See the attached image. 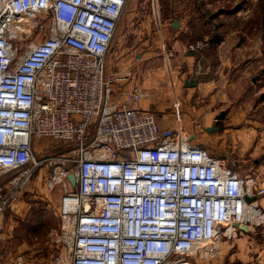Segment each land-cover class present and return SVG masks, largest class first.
I'll use <instances>...</instances> for the list:
<instances>
[{"label": "built area", "instance_id": "1", "mask_svg": "<svg viewBox=\"0 0 264 264\" xmlns=\"http://www.w3.org/2000/svg\"><path fill=\"white\" fill-rule=\"evenodd\" d=\"M126 3L0 0V223L10 184L42 166L64 177L52 264H194L243 233L235 223H264L247 216L264 214L258 174L160 124L140 106L150 93L109 70ZM0 264L22 262L0 243Z\"/></svg>", "mask_w": 264, "mask_h": 264}, {"label": "rangeland", "instance_id": "2", "mask_svg": "<svg viewBox=\"0 0 264 264\" xmlns=\"http://www.w3.org/2000/svg\"><path fill=\"white\" fill-rule=\"evenodd\" d=\"M174 20L177 28L172 26ZM194 42L202 46L190 49ZM185 57L191 61L187 63ZM107 62L117 76L128 75L120 87L135 85L150 93L143 108L154 111L157 119L165 121L164 126L202 133V141H197L209 152L225 162L236 160V169L258 174L264 187V150L255 157L233 158L220 145L209 147L207 131H199L203 126L194 122V113L191 115L192 110L207 106L210 95L222 86L231 99L250 95L251 104L260 99L264 92V0H127ZM191 76L212 84L201 91H189L185 101L172 100L175 90H183L184 98L183 80ZM182 103L189 105L184 108V123ZM257 112L250 142L264 149V102ZM19 175V171L8 172L1 182ZM69 188L64 177L44 166L36 168L25 184H10L14 199L0 223V243L10 263L52 264L59 252L57 208L61 194ZM257 202L264 213V194ZM193 262L264 264V223L223 241L219 255L198 257Z\"/></svg>", "mask_w": 264, "mask_h": 264}, {"label": "crops", "instance_id": "3", "mask_svg": "<svg viewBox=\"0 0 264 264\" xmlns=\"http://www.w3.org/2000/svg\"><path fill=\"white\" fill-rule=\"evenodd\" d=\"M188 56L189 55H187L186 57ZM186 57L185 59L187 63L191 61L190 57H188L190 59ZM196 79L198 82L196 86L190 88L183 86V89H185V91L187 90V93L184 98H182L184 95V93H182L183 90H180V92L179 90H175L174 93L176 96L171 95V99H177V101H179V99L181 98V100L184 99L185 101L188 99V93H190L189 91H201L202 89H206L209 84H212V81L209 80L202 82L200 81V79ZM184 81L185 80H183V82ZM134 87L135 85L130 87L126 86L125 88L132 89ZM210 96V103L207 106L201 107L200 109L198 108V110H192L191 112V115H193L192 113L196 115L194 118V122L198 121L203 126V128H198L199 131H206V128L211 126L215 122V116L220 111L224 110L226 112L225 117L216 122L218 129L214 132H207V136L205 135L207 145L209 147H212L211 145H214L215 147L216 145H220L221 147H223V149L228 151L227 155L233 158L243 156L255 157L256 155L258 156L260 153H262V151L264 150L263 147L259 146V144L254 145L250 141L253 140L251 135L253 134V130L256 127V119L254 117L257 115L258 108L261 107L264 100L257 98V100L253 104H251L252 96L250 95L237 96V98L234 97L235 99H231V94H229V96L226 95V90H223V86L215 93H212ZM142 102L140 103L141 107H143ZM214 103H216V107L212 108V105ZM181 105L182 106L180 112L183 114L181 121L182 123H184V116H186L184 114L186 109L185 107L189 105H187V103H182ZM205 108H209L208 111H205ZM158 120L160 124H162L163 126L165 125V121L163 122V119L159 118ZM184 132H189L188 134H193L194 140L197 143L203 145V142L197 141L198 139H203L202 133H200L199 135L195 130L186 131L185 129ZM261 135L262 137L264 136L263 134Z\"/></svg>", "mask_w": 264, "mask_h": 264}, {"label": "water", "instance_id": "4", "mask_svg": "<svg viewBox=\"0 0 264 264\" xmlns=\"http://www.w3.org/2000/svg\"><path fill=\"white\" fill-rule=\"evenodd\" d=\"M172 26H173L174 28H177V27H178V22H177V20H174V21H173ZM197 84H198V82H197V80H196L193 76H191L189 79H186V80L183 82V86H184V87H193V86H196ZM225 113H226V112H225L224 110L220 111V112L215 116V122H214L211 126L207 127V128H206V131H207V132H214V131H216V130L218 129V126H217L216 122L219 121V120H221V119H223V118L225 117ZM68 178H69V180L72 182V184H74V182H75L74 175H73V174H70V175L68 176ZM246 199H247L248 201H251V200L253 199V197H251V198H250V197H246ZM234 226H239V228H240L242 231H244V232H248V227H247V225H245V224H243V225H238L237 223H235Z\"/></svg>", "mask_w": 264, "mask_h": 264}, {"label": "bare ground", "instance_id": "5", "mask_svg": "<svg viewBox=\"0 0 264 264\" xmlns=\"http://www.w3.org/2000/svg\"><path fill=\"white\" fill-rule=\"evenodd\" d=\"M247 216H249V218L252 219L253 221H258V220L263 221V219H264L263 216L261 215V213H258L255 210H250V212L248 211Z\"/></svg>", "mask_w": 264, "mask_h": 264}, {"label": "trees", "instance_id": "6", "mask_svg": "<svg viewBox=\"0 0 264 264\" xmlns=\"http://www.w3.org/2000/svg\"><path fill=\"white\" fill-rule=\"evenodd\" d=\"M260 99L264 100V92L261 94Z\"/></svg>", "mask_w": 264, "mask_h": 264}]
</instances>
